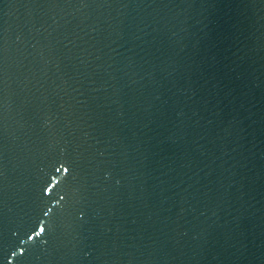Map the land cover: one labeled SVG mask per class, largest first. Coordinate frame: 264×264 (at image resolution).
I'll list each match as a JSON object with an SVG mask.
<instances>
[{
  "label": "water",
  "instance_id": "water-1",
  "mask_svg": "<svg viewBox=\"0 0 264 264\" xmlns=\"http://www.w3.org/2000/svg\"><path fill=\"white\" fill-rule=\"evenodd\" d=\"M0 264H264V0H0Z\"/></svg>",
  "mask_w": 264,
  "mask_h": 264
},
{
  "label": "snow or ice",
  "instance_id": "snow-or-ice-1",
  "mask_svg": "<svg viewBox=\"0 0 264 264\" xmlns=\"http://www.w3.org/2000/svg\"><path fill=\"white\" fill-rule=\"evenodd\" d=\"M65 171H67V169H65ZM61 199H63V197H62ZM44 230H45V229H44L43 227H41L40 230H39V232L36 233V235H39L40 233H43ZM28 238H29V239H32L31 236H29ZM21 251H23V250H21ZM13 255H15V253H13Z\"/></svg>",
  "mask_w": 264,
  "mask_h": 264
}]
</instances>
